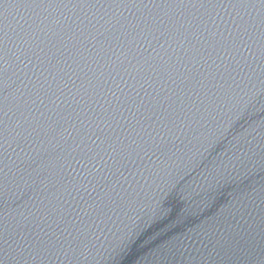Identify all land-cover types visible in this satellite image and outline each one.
<instances>
[{
	"label": "water",
	"instance_id": "obj_1",
	"mask_svg": "<svg viewBox=\"0 0 264 264\" xmlns=\"http://www.w3.org/2000/svg\"><path fill=\"white\" fill-rule=\"evenodd\" d=\"M0 264H264V0H0Z\"/></svg>",
	"mask_w": 264,
	"mask_h": 264
}]
</instances>
